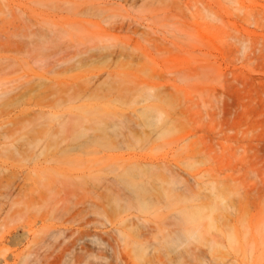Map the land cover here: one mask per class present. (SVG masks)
Segmentation results:
<instances>
[{"label": "rangeland", "instance_id": "rangeland-1", "mask_svg": "<svg viewBox=\"0 0 264 264\" xmlns=\"http://www.w3.org/2000/svg\"><path fill=\"white\" fill-rule=\"evenodd\" d=\"M0 264H264V0H0Z\"/></svg>", "mask_w": 264, "mask_h": 264}]
</instances>
